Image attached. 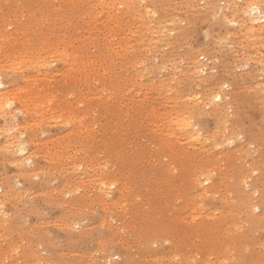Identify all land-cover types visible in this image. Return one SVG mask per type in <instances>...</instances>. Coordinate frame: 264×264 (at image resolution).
Segmentation results:
<instances>
[{"label": "rangeland", "instance_id": "1", "mask_svg": "<svg viewBox=\"0 0 264 264\" xmlns=\"http://www.w3.org/2000/svg\"><path fill=\"white\" fill-rule=\"evenodd\" d=\"M255 1L0 0V264H264Z\"/></svg>", "mask_w": 264, "mask_h": 264}, {"label": "bare ground", "instance_id": "2", "mask_svg": "<svg viewBox=\"0 0 264 264\" xmlns=\"http://www.w3.org/2000/svg\"><path fill=\"white\" fill-rule=\"evenodd\" d=\"M43 1V0H42ZM68 1H70V0H68ZM135 1V0H134ZM160 1V0H159ZM190 1V0H189ZM253 1H255V0H253ZM18 2V1H17ZM26 2V1H25ZM144 2V1H143ZM178 2V1H177ZM217 2V1H216ZM256 2V1H255ZM48 3V2H47ZM68 3V2H67ZM122 3V2H121ZM219 3V2H218ZM235 3V2H234ZM248 3V2H247ZM52 4V3H51ZM123 4V3H122ZM142 4V3H141ZM167 4V3H166ZM165 4V5H166ZM171 4V3H170ZM220 4V3H219ZM218 4V5H219ZM228 4V3H227ZM256 4V3H255ZM58 5V4H57ZM92 5V4H91ZM94 5V4H93ZM163 5V4H162ZM178 5V4H177ZM226 5V4H225ZM99 6V5H98ZM103 6V5H102ZM126 6V5H125ZM130 6V5H129ZM131 6H132V4H131ZM176 6V5H175ZM222 6V5H221ZM40 7V6H39ZM45 7V6H44ZM76 7V6H75ZM104 7H105V5H104ZM124 7V6H123ZM126 7H128V6H126ZM158 7V6H157ZM170 7V6H169ZM174 7V6H173ZM173 7H171V8H173ZM177 7V6H176ZM179 7V6H178ZM182 7V6H181ZM60 8V7H59ZM125 8V7H124ZM128 8H130V7H128ZM133 8V7H132ZM136 8V7H135ZM143 8V7H142ZM142 8H140V9H142ZM164 8V7H163ZM180 8V7H179ZM183 8V7H182ZM181 8V9H182ZM208 8V7H207ZM53 9V8H52ZM56 9V8H55ZM61 9V8H60ZM115 9V8H114ZM174 9V8H173ZM240 9V8H239ZM244 9V8H243ZM257 9H259V8H257V7H254V8H252V10L253 11H255V10H257ZM42 10V9H41ZM76 10V9H75ZM120 10H122V9H120ZM57 11V10H56ZM69 11H70V9H69ZM157 11V10H156ZM168 11V10H167ZM203 11V10H202ZM239 11V10H238ZM87 12H89V11H87ZM211 12V11H210ZM36 13V12H35ZM131 13V12H130ZM136 13V12H135ZM156 13V12H155ZM161 13V12H160ZM40 14V13H39ZM45 14V13H44ZM173 14V13H172ZM53 15V14H52ZM63 15V14H62ZM104 15V14H103ZM140 15V14H139ZM138 15V16H139ZM150 15V14H149ZM86 16V15H85ZM113 16V15H112ZM179 16V15H178ZM64 17V16H63ZM76 17V16H75ZM115 16H113V18H114ZM125 17V16H124ZM166 17V16H165ZM107 18V17H106ZM112 18V19H113ZM156 18V17H155ZM174 18V17H173ZM184 18V17H183ZM206 18H208V17H206ZM254 18H256L255 16H254ZM39 19V18H38ZM64 19V18H63ZM92 19V18H91ZM147 19V18H146ZM48 20V19H47ZM93 20V19H92ZM125 20V19H124ZM131 20V19H130ZM142 20V19H141ZM248 20V19H247ZM252 20V19H251ZM94 21V20H93ZM111 21V20H110ZM132 21V20H131ZM156 21V20H155ZM163 21V20H162ZM241 21V20H240ZM46 22V21H45ZM80 22V21H79ZM107 22H109V21H107ZM127 22H128V20H127ZM138 22V21H137ZM106 23V22H105ZM51 24V23H50ZM69 24V23H68ZM89 24V23H88ZM91 24V23H90ZM89 24V25H90ZM131 24V23H130ZM136 25V24H135ZM145 25V24H144ZM72 26H74V25H72ZM116 26V25H115ZM166 26V25H165ZM77 27V26H76ZM140 27V26H139ZM246 27V26H245ZM47 28V27H46ZM80 28V27H79ZM130 28V27H129ZM168 28V27H167ZM251 28V27H250ZM30 29V28H29ZM71 29V28H70ZM90 29H91V27H90ZM125 29V28H124ZM200 29V28H199ZM18 30V29H17ZM68 30V29H67ZM108 30V29H107ZM119 30V29H118ZM238 30V29H237ZM53 31V30H52ZM72 31V30H71ZM106 31V30H105ZM250 31V30H249ZM28 32V31H27ZM88 32V31H87ZM145 32V31H144ZM237 32V31H236ZM100 33V32H99ZM156 33V32H155ZM238 33V32H237ZM234 34V33H233ZM248 34V33H247ZM19 35V34H18ZM85 35V34H84ZM153 35V34H152ZM237 35V34H236ZM246 35V34H245ZM23 36V35H22ZM149 36V35H148ZM16 37H17V35H16ZM88 37V36H87ZM41 38V37H40ZM89 38V37H88ZM87 38V39H88ZM110 38V37H109ZM86 39V40H87ZM129 39V38H128ZM145 39H147V38H145ZM19 40V39H18ZM252 40V39H251ZM47 41V40H46ZM168 41V40H167ZM31 42V41H30ZM51 42V41H50ZM128 42V41H127ZM147 42V41H146ZM150 42V41H149ZM162 42V41H161ZM47 43V42H46ZM122 43V42H121ZM39 44V43H38ZM109 44V43H108ZM146 44V43H145ZM83 45V44H82ZM141 45H143V43L141 44ZM81 46V45H80ZM127 46V45H126ZM157 46V45H156ZM46 48V47H45ZM103 48V47H102ZM157 48V47H156ZM96 50V49H95ZM103 50V49H102ZM147 50V49H146ZM122 52V51H121ZM240 52V51H239ZM159 53V52H158ZM113 54V53H112ZM204 54V53H203ZM153 55V54H152ZM128 56V55H127ZM166 56V55H165ZM174 56V55H173ZM60 57V56H59ZM83 57V56H82ZM148 57V56H147ZM152 57V56H151ZM198 57V56H197ZM119 58V57H118ZM194 59V58H193ZM201 59V58H200ZM134 61V60H133ZM40 62V61H39ZM85 62V61H84ZM119 62V61H118ZM45 63V62H44ZM87 65V64H86ZM132 65H133V63H132ZM145 65V64H144ZM159 66V65H158ZM83 68V67H82ZM136 68V67H135ZM211 68V67H210ZM129 69V68H128ZM203 70V69H202ZM157 72V71H156ZM173 72V71H172ZM173 77V76H172ZM117 78V77H116ZM213 78V77H212ZM155 79V78H154ZM198 80V79H197ZM135 83V82H134ZM117 86V85H116ZM119 86V85H118ZM177 87V86H176ZM160 90V89H159ZM151 92V91H150ZM216 92V91H215ZM223 94V93H222ZM219 98L221 97V96H218ZM161 98V97H160ZM189 99V98H188ZM159 100V99H158ZM183 101V100H182ZM151 106V105H150ZM197 106V105H196ZM192 107V106H191ZM190 109V108H189ZM195 110V109H194ZM191 111V110H190ZM226 116V115H225ZM191 121V120H190ZM153 123V122H152ZM188 125V123L187 124H185V126L184 127H186ZM183 127V128H184ZM188 128V127H187ZM190 128V127H189ZM181 132H183V131H181ZM187 134V133H186ZM181 137V136H180ZM190 138H192V139H196V138H198V133H195V134H191L190 135ZM192 139H190V140H192ZM143 140V139H142ZM151 159V158H150Z\"/></svg>", "mask_w": 264, "mask_h": 264}]
</instances>
